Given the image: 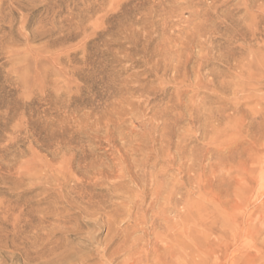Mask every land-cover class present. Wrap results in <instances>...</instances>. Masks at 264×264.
Here are the masks:
<instances>
[{"label": "rangeland", "instance_id": "rangeland-1", "mask_svg": "<svg viewBox=\"0 0 264 264\" xmlns=\"http://www.w3.org/2000/svg\"><path fill=\"white\" fill-rule=\"evenodd\" d=\"M260 147L264 0H0V264H264Z\"/></svg>", "mask_w": 264, "mask_h": 264}, {"label": "bare ground", "instance_id": "bare-ground-1", "mask_svg": "<svg viewBox=\"0 0 264 264\" xmlns=\"http://www.w3.org/2000/svg\"><path fill=\"white\" fill-rule=\"evenodd\" d=\"M109 1H110V0H109ZM257 141H260V140H257ZM255 143L258 145L257 142H254V144H255ZM258 148H259V147H258ZM261 148H262V147H260L259 150H261ZM262 149H263V148H262ZM255 150H256V149H255ZM259 150H256V152L259 153V154H263V155H264V153L258 152ZM263 150H264V149H263ZM251 151H254V150H251ZM249 152H250V150H249ZM263 152H264V151H263ZM251 153H252V152H251ZM257 153H256V154H257ZM160 154H161V153H160ZM252 154H253V153H252ZM256 154H255V155H256ZM255 155H253V156H255ZM253 156L251 157V158H252V161H253V163H254L255 161L257 162V167H256V168L259 169V166L261 165V160H260V158H258V156H257V159L255 158V160H254V157H253ZM260 156H261V155H260ZM260 156H259V157H260ZM162 157H163V156H162ZM112 158H113V157H112ZM172 160H173V159H172ZM262 160H263L262 162H264V159H263V158H262ZM164 161H165V160H164ZM166 161H167V160H166ZM130 162H131V161H130ZM256 162H255V164H256ZM128 163H129V162H128ZM172 163H173V162H172ZM258 164H259V166H258ZM173 165H174V163H173ZM263 165H264V164H263ZM29 167H30V166H29ZM135 167H136V166H135ZM172 168H173V167H172ZM254 168H255V167H254ZM259 170H261V169H259ZM140 173H141V171H140ZM186 173H187V172H186ZM252 173H253V172H252ZM253 174H254V173H253ZM145 175H146V174H145ZM158 177H159V176H158ZM145 178H146V176H145ZM147 178H148V177H147ZM97 179H98V178H97ZM154 179H155V178H154ZM263 179H264V174L260 172V174L257 176V178H256L255 180H258V181H259V180H263ZM71 180H72V179H71ZM143 180H144V179H143ZM148 180H149V179H148ZM148 180H147V182H148ZM144 181H145V180H144ZM150 183H151V182H150ZM150 183H149V184H150ZM135 185H136V184H135ZM145 185H146V184H145ZM151 185H152V184H151ZM149 186H150V185H149ZM152 186H153V185H152ZM156 189H157V188H156ZM184 192H185V191H184ZM258 192H259V191H258ZM138 193H139V192H138ZM255 193H256V192H255ZM261 194H262V192H261ZM261 196H264V194H262ZM158 197H159V196H158ZM256 199H257V198H256ZM262 199H263V198H262ZM187 200H188V199H187ZM245 200H246V202H247L248 199L245 197ZM245 200H244V201H245ZM136 201H137V200H136ZM161 201H162V200H161ZM256 201H257V200H256ZM184 202H185V200H184ZM240 202H241V201H240ZM177 203H178V202H177ZM243 203H244V202H243ZM243 203H242V204H243ZM130 204H131V203H130ZM142 204H143V201H142ZM243 205H246V203L243 204ZM263 206H264V205H263ZM169 207H170V206H169ZM186 207H187V206H186ZM149 208H151V207H149ZM241 208H242V207H241ZM244 208H245V207H244ZM249 209H250V208H249ZM240 210H241V209H240ZM243 210H244V209H243ZM243 210H242V211H243ZM165 215H166V214H165ZM187 215H188V214H187ZM243 215H244V214H243ZM161 216H162V215H161ZM126 218H127V217H126ZM183 218H185V217H183ZM153 219H154V218H153ZM186 219H187V218H186ZM247 219H248V218H247ZM249 219H252L251 215L249 216ZM249 219H248V221L250 222ZM253 219H254V218H253ZM187 220H188V219H187ZM244 220H245V219H244ZM162 221H163V220H162ZM251 221H253V220H251ZM259 222H260V221H259ZM183 223H184V222H183ZM155 224H156V223H155ZM162 224H163V223H162ZM188 224H189V223H187V225H188ZM240 224L242 225L243 222L240 223ZM240 224H239V225H240ZM248 225H249V223H248ZM250 225H251V223H250ZM182 226H183V225H182ZM182 226H181V227H182ZM155 227H156V226H155ZM155 227H154V228H155ZM244 227H246V226L244 225ZM244 227H243V229H244ZM247 227H248V226H247ZM189 228H190V227H189ZM184 229H185V228H184ZM241 229H242V227H241ZM204 231H205V230H204ZM241 231H242V230H241ZM245 231H246V230H245ZM180 232H181V231H180ZM243 232H244V231H243ZM148 234H149V233H148ZM177 234H178V233H177ZM181 234H182V233H181ZM182 235H183V234H182ZM179 237H180V234H179ZM198 237H199V236H198ZM234 237H235V236H234ZM236 238H238V237H236ZM181 239H182V237H181ZM183 239H184V237H183ZM203 239H204V238H203ZM238 239H239V238H238ZM164 240H165V239H164ZM179 240H180V239H179ZM189 241H190V240H189ZM202 241H203V240H202ZM125 243H126V242H125ZM181 243H182V242H181ZM136 245H137V244H135L134 246H136ZM134 246H133V247H134ZM157 246H158V245H157ZM179 246H180V245H179ZM182 246H183V245H182ZM189 246H190V245H189ZM189 246H188V247H189ZM123 247H124V246H123ZM133 247H129V246H128V247H126L123 251H124V252H128V253L130 254V256H131V253L133 252V249L136 248V247H134V248H133ZM164 247H165V246H164ZM165 248H166V247H165ZM165 248H164V249H165ZM122 249H123V248H122ZM122 249H120V250H122ZM166 249H167V248H166ZM166 249H165V250H166ZM183 249H184V247H183ZM244 249H245V247H244ZM135 250H136V249H135ZM158 250H159V249H158ZM158 250H156V251L158 252ZM161 250H163V249H161ZM185 250H187V248H186ZM245 250H246V249H245ZM263 250H264V249H263ZM116 251H117V250H116ZM156 251H155V252H156ZM179 251H180V250H178V252H179ZM237 251L240 252L239 249H238ZM121 252H122V251H120V253H121ZM164 252H165V251H164ZM164 252H163V253H164ZM166 252H167V251H166ZM168 252H169V253L172 252L171 254L174 255V251L169 250V248H168ZM242 252H243V251H242ZM242 252H241V253H242ZM260 252H261V251H260ZM117 253H118V252H117ZM175 253H176V252H175ZM187 253H188V252H187ZM241 253H240V257H241ZM154 254H155V253H154ZM189 254H190V253H189ZM189 254H188V255H189ZM243 254H244V252H243ZM243 254H242V256H243ZM132 255H133V254H132ZM136 255H137V254H136ZM176 255H177V254H175L174 256H172L171 260L174 259L173 257H175ZM180 255H181V254H180ZM208 255H209V254H208ZM214 255H215V254H214ZM234 255H235V254H234ZM130 256H129V257H130ZM145 256H147V255H145ZM155 256L158 257L156 254H155L153 257H155ZM181 256H183V255H181ZM181 256H180V257H181ZM190 256H191V254H190ZM211 256H212V255H211ZM250 256H251V255H250ZM250 256H249V257H250ZM252 256H254V255H252ZM256 256H257V254H256ZM131 257H132V259H133V256H131ZM184 257H185V256H184ZM184 257H183V258H184ZM234 257H235V256H234ZM234 257H232V258H234ZM138 258H139V257H138ZM145 258H146V257H145ZM148 258H149V257H148ZM163 258H164V257H163ZM241 258H242V257H241ZM251 258H252V257H251ZM251 258H250V260L252 261ZM161 259H162V258H161ZM209 259H210V258H209ZM247 259H248V258H247ZM254 259H256V257H254L253 260H254ZM155 260L157 261V259H155ZM155 260H154V261H155ZM256 260H257V259H256ZM136 261H137V260H136ZM156 261H155V262H156ZM158 261H159V260H158ZM158 261H157V262H158ZM160 261H161V260H160ZM176 261H178V260H176ZM179 261H180V260H179ZM209 261H210V260H209ZM258 261H259V259H258ZM161 262H162V261H161ZM163 262H164V261H163ZM163 262H162V264H163ZM201 262H202V261H201ZM133 263H134V262H133ZM133 263H132V264H133ZM141 263H143L142 259L138 262V264H141ZM145 263H147V260H146V262H145V260H144V264H145ZM206 263L208 264V261H207ZM253 263H254V262H253ZM134 264H135V263H134ZM153 264H154V263H153ZM156 264H157V263H156ZM158 264H159V263H158ZM160 264H161V263H160ZM164 264H166V263H164ZM178 264H179V263H178ZM185 264H186V263H185ZM196 264H197V262H196Z\"/></svg>", "mask_w": 264, "mask_h": 264}]
</instances>
